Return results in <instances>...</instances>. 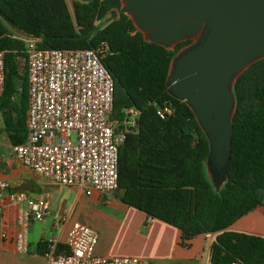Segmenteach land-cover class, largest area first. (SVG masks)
I'll list each match as a JSON object with an SVG mask.
<instances>
[{"label": "trees", "instance_id": "trees-1", "mask_svg": "<svg viewBox=\"0 0 264 264\" xmlns=\"http://www.w3.org/2000/svg\"><path fill=\"white\" fill-rule=\"evenodd\" d=\"M120 6V0H76L71 12L66 0H0L5 65L0 115L12 146L26 139L28 102L26 64L19 62L26 59V43L17 34L36 39L38 49L96 50L114 83L110 119L125 129L118 148L120 200L179 229L183 246L196 235L215 233L211 264H264V237L227 229L262 204L264 58L232 86L230 157L216 190L204 164L207 139L188 106L171 97L165 84L171 61L192 41L173 49L147 42L127 15L112 16Z\"/></svg>", "mask_w": 264, "mask_h": 264}, {"label": "built area", "instance_id": "built-area-1", "mask_svg": "<svg viewBox=\"0 0 264 264\" xmlns=\"http://www.w3.org/2000/svg\"><path fill=\"white\" fill-rule=\"evenodd\" d=\"M36 42L25 39L26 139L13 146L15 159L56 186L75 188L87 196L116 192L118 148L125 129L110 119L111 75L96 50L38 49ZM4 79V53L0 52V98ZM164 112L171 111L165 108ZM128 113L133 115L132 110ZM158 114L162 116V111ZM8 188L0 178V203ZM9 199L22 203L16 210L19 230L14 245L18 253H26V227L49 214L48 203L21 192L10 194ZM4 238L5 233H0V239ZM97 239L92 228L76 222L63 244L56 237L46 240L42 255L48 264H152L139 257L97 256Z\"/></svg>", "mask_w": 264, "mask_h": 264}, {"label": "water", "instance_id": "water-1", "mask_svg": "<svg viewBox=\"0 0 264 264\" xmlns=\"http://www.w3.org/2000/svg\"><path fill=\"white\" fill-rule=\"evenodd\" d=\"M120 1L112 16L127 15L145 41L166 49L192 41L171 61L165 84L171 97L188 106L205 135L204 164L218 190L230 157L232 86L264 58V0Z\"/></svg>", "mask_w": 264, "mask_h": 264}, {"label": "crops", "instance_id": "crops-1", "mask_svg": "<svg viewBox=\"0 0 264 264\" xmlns=\"http://www.w3.org/2000/svg\"><path fill=\"white\" fill-rule=\"evenodd\" d=\"M27 40L31 38L23 37ZM20 65L26 60H19ZM0 178L9 184L0 203V264H48L42 255L46 240H66L73 223H82L98 235L94 253L101 257H139L152 264H211L209 248L215 233H202L181 244V231L148 217L142 211L124 204L117 192H93L87 196L75 188L60 187L22 166L14 157L13 146L4 131L0 115ZM26 121V115H25ZM42 198L49 214L26 227L27 252L15 250L14 236L19 230L16 210L22 203L9 199L13 193ZM230 231L264 237V194L262 204L233 222Z\"/></svg>", "mask_w": 264, "mask_h": 264}, {"label": "rangeland", "instance_id": "rangeland-1", "mask_svg": "<svg viewBox=\"0 0 264 264\" xmlns=\"http://www.w3.org/2000/svg\"><path fill=\"white\" fill-rule=\"evenodd\" d=\"M74 1H76V0H66V2H67V5H68V7H69V9H70V11L72 12V4H73V2ZM1 119V118H0ZM206 173H207V176H208V178H209V180L211 181V183H212V177H211V175H210V172L209 171H207V169H206ZM213 184V183H212ZM118 193V192H117Z\"/></svg>", "mask_w": 264, "mask_h": 264}]
</instances>
